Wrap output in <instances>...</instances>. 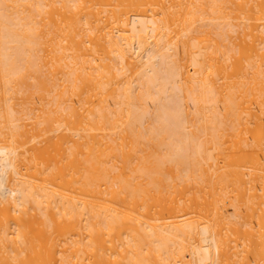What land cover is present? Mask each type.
Instances as JSON below:
<instances>
[{"label":"bare ground","instance_id":"1","mask_svg":"<svg viewBox=\"0 0 264 264\" xmlns=\"http://www.w3.org/2000/svg\"><path fill=\"white\" fill-rule=\"evenodd\" d=\"M0 264H264V0H0Z\"/></svg>","mask_w":264,"mask_h":264}]
</instances>
